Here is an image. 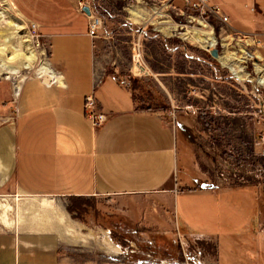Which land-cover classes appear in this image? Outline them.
<instances>
[{
	"label": "crops",
	"instance_id": "obj_1",
	"mask_svg": "<svg viewBox=\"0 0 264 264\" xmlns=\"http://www.w3.org/2000/svg\"><path fill=\"white\" fill-rule=\"evenodd\" d=\"M14 2L40 25V35L49 44V65L62 82L48 85L30 78L17 103L4 100L0 106V197H25L19 207L29 209L27 216L36 221L56 210L42 206L52 200L34 198H58L66 203L61 206L69 218L84 228L110 231L117 244L177 245L172 255L161 259L176 264L183 262L180 243L186 259L187 252L196 249V264H261L255 252L264 208L254 189L183 182L177 118L189 116L191 107L180 108L173 99L163 106L154 90L143 93L146 83L164 84L180 76L173 53L189 54L188 46L166 40L161 49L171 54L170 72L145 61L150 75L144 80L119 67L99 73L96 41L77 0ZM212 3L227 15L220 4ZM249 4L250 16L242 18L241 28L264 37V0ZM236 5L238 15L246 1ZM138 16L142 23L143 14ZM151 19L156 18L147 22ZM139 32L140 38L148 35L147 28ZM90 95L107 114L100 127L92 125L85 109ZM29 199L35 202L27 203ZM39 223L34 231H0V264L71 263L62 234L48 232L47 225ZM105 242L112 244L107 237ZM201 248L206 250L202 257Z\"/></svg>",
	"mask_w": 264,
	"mask_h": 264
},
{
	"label": "rangeland",
	"instance_id": "obj_2",
	"mask_svg": "<svg viewBox=\"0 0 264 264\" xmlns=\"http://www.w3.org/2000/svg\"><path fill=\"white\" fill-rule=\"evenodd\" d=\"M12 1L14 2L0 0V106L4 100L13 102L16 87L23 89L28 79L39 78L37 74L43 64L49 65L48 41L42 36L40 39L31 38L29 27L36 22L29 20L15 2L16 6L13 7ZM237 1L212 0L222 6L232 21L230 27L222 28L211 16L201 15L187 8L183 0L173 3L171 0H95L96 11L105 19L104 29L95 44L96 64L99 73L116 67L129 70L133 55L136 54L133 44L139 38V30L142 28H147L148 35L141 37V42L144 60L150 67L161 64L163 71L170 72L171 54L161 49L169 38L188 46L189 54L173 53L176 57L174 61L178 62L174 64V69L180 74L179 77L163 80L164 84L151 81L143 85V93L147 95L148 91L154 90L159 96V104L163 106L169 105L170 99H173L180 108L188 105L191 107L187 111H190L189 116L179 115L177 118L181 180L189 186L253 188L263 207L264 88L258 81L264 78V75L261 74L259 78L255 68L257 63L264 65V37L254 36L250 30L241 28L244 23L242 18L250 16L248 13L251 4L248 5V2L251 3L252 0H240L241 3L246 1V5H241L238 15L235 10ZM77 9L80 12L78 0ZM158 11L169 18H164L163 21H171L177 25V31L171 36L166 35L169 26L161 25V18L146 22ZM137 14H143L142 23H139ZM199 20L207 22L213 28L214 32L209 30V33H214L212 35L218 42L216 49L219 50L220 56L226 51L237 52L242 46L253 55L262 56L257 55L262 60L255 59L245 64L246 74L250 75L246 80L238 81L219 59L214 60L210 53L213 48L204 50V46L195 40L183 39L187 31L193 26L197 27L196 21ZM187 26L189 30L186 31ZM149 35L157 37L153 39L148 37ZM225 44L228 46L225 47ZM31 49L36 59L32 58V62L27 63L23 56L30 57ZM193 56L213 65L204 63L202 66L200 61H194ZM6 67L17 70L18 74H8ZM26 67L30 69L26 70ZM137 78L144 80L149 77ZM186 174H190L192 178L189 179ZM23 198L25 197H0V231H34L36 222L45 224L48 232L56 233L59 237L60 233L62 234L61 241L69 249L70 264H136L137 259L146 258L147 252L156 260H161L167 258L168 254L172 255V248L178 249L177 245L158 246L150 242L130 244L123 248L124 246L117 244L108 233L90 226L84 228L75 222L73 217H70L71 220L62 207L66 203L58 198H34L38 201L52 200L56 210L36 221L27 216L29 209L19 207ZM34 199H29L27 203L35 202ZM249 199L248 195L245 199L247 203L250 202ZM239 221L243 223L245 219L239 218ZM261 227L263 231L258 237L255 253L258 262L264 264V217L261 218ZM106 237L112 244L105 242ZM179 248L183 260L180 264L198 263L194 258L199 257L194 253L197 252L196 249L192 248L191 253L187 252L186 259L181 243ZM201 250L200 257L206 253L204 248ZM132 252L137 254L131 257ZM166 261V264L175 263L173 260Z\"/></svg>",
	"mask_w": 264,
	"mask_h": 264
},
{
	"label": "bare ground",
	"instance_id": "obj_3",
	"mask_svg": "<svg viewBox=\"0 0 264 264\" xmlns=\"http://www.w3.org/2000/svg\"><path fill=\"white\" fill-rule=\"evenodd\" d=\"M153 16L156 19L161 18V20H162L161 25L169 26L167 28V32L170 33L171 35L175 31H177V25L173 24L171 21H163L164 18H168V17H167V15L163 14L161 11L154 12ZM168 20H169V18H168ZM196 22H197V27L196 28L193 26L189 30L188 26L185 27L186 31L189 30L190 32L187 31L183 35L184 36L183 39L186 40V41H190V39L195 40L198 44H202L204 46L203 47L204 50H210L212 48H216L218 46V42L216 41V38L213 37V35H212L214 33H209V30H212L214 32L213 28L205 21L199 20V21H196ZM227 46L228 45L225 44V47H227ZM30 51H31V56L30 57L23 56L27 63H31L32 62V58L36 59V57H35V55L33 53L34 51H32V49ZM260 58H261L260 56L258 58L257 54L253 55L252 53H250L248 51V49L246 47L242 46L241 49L239 51H237V52L226 51L224 53V55L219 56V61H220V63L223 66L229 68V70L231 71L233 76L238 81H244V80H246L245 78L250 76V75L246 74L247 72L245 70V64H247L249 61H252V60H255V59L262 60V58L261 59ZM40 68H41V70L38 71L37 76L39 77V79H42L45 84L50 85L51 83H54V82L57 83V84H61V82H62L61 76L59 74H57L50 67V65L46 66V65L43 64L42 67H40ZM25 69L29 70L30 68L26 67ZM5 70L10 75H17L18 74L17 70H14L13 68H10V67H6ZM255 71L258 74L259 78H260L261 74L264 75V65L261 66L260 64L257 63ZM134 72L136 74H143V75L150 74V71H149L148 68L145 67L143 69H140L138 67L137 62H135V64H134ZM258 84L264 88V78L263 77L258 81ZM21 92H22V87L17 86L15 95L18 96ZM53 204L54 203L51 202V201H44L42 203V206L44 208H53Z\"/></svg>",
	"mask_w": 264,
	"mask_h": 264
},
{
	"label": "built area",
	"instance_id": "obj_4",
	"mask_svg": "<svg viewBox=\"0 0 264 264\" xmlns=\"http://www.w3.org/2000/svg\"><path fill=\"white\" fill-rule=\"evenodd\" d=\"M175 1L176 0H171L172 3ZM183 2L187 8L195 10L201 15L206 14L211 16L213 19L217 20L222 25V28L231 26V21L229 17L222 11L220 6L213 4L212 0H183ZM78 5H79L80 13L84 14L88 18L89 35L94 41H96L99 38L101 31L104 29L105 19L96 11L95 0H78ZM85 7H88L90 9V15H87L83 11ZM39 31H40V26L38 24L32 23L30 25L29 33L31 38L40 39L41 35L39 34ZM133 51L136 52V54L133 55V62L129 68L130 74L134 77L149 76L150 74L143 75V74H136L134 72L135 62H137L138 67L140 69H143L145 67L148 68L144 60V56L142 52V42L140 37L137 39V41L134 42ZM52 84H55V82L51 83L50 85ZM20 95L21 93L18 96L14 95L13 103H17V100L19 99ZM85 109L88 118L94 127H100L106 122L107 114L97 109L94 95H90L86 98ZM16 113H18L17 109H16ZM106 233H108V235L111 236L110 231H107Z\"/></svg>",
	"mask_w": 264,
	"mask_h": 264
},
{
	"label": "trees",
	"instance_id": "obj_5",
	"mask_svg": "<svg viewBox=\"0 0 264 264\" xmlns=\"http://www.w3.org/2000/svg\"><path fill=\"white\" fill-rule=\"evenodd\" d=\"M263 208H264V206H263ZM130 244H121V246H124L123 248H127V246H129ZM141 253V252H140ZM139 253V254H140ZM132 255H131V257H133L135 254H137V253H135V252H132L131 253ZM134 254V255H133ZM149 254V252H147L146 254H145V256H146V258H144L143 259V257H141V258H139V259H137V261L136 262H143V263H155V264H162V262L163 261H165V260H159V259H155V258H153L152 256H150V255H148ZM166 263H167V261H166Z\"/></svg>",
	"mask_w": 264,
	"mask_h": 264
},
{
	"label": "water",
	"instance_id": "obj_6",
	"mask_svg": "<svg viewBox=\"0 0 264 264\" xmlns=\"http://www.w3.org/2000/svg\"><path fill=\"white\" fill-rule=\"evenodd\" d=\"M83 11H84L87 15H90V9H89L88 7H85V8L83 9ZM210 53H211V56H212V58H213L214 60H218V59H219L220 53H219V50H218V49L213 48V49L211 50Z\"/></svg>",
	"mask_w": 264,
	"mask_h": 264
}]
</instances>
